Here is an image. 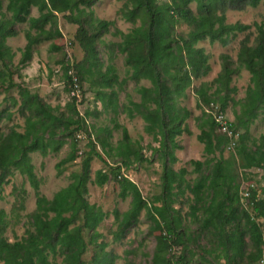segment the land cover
Instances as JSON below:
<instances>
[{
    "label": "trees",
    "instance_id": "1",
    "mask_svg": "<svg viewBox=\"0 0 264 264\" xmlns=\"http://www.w3.org/2000/svg\"><path fill=\"white\" fill-rule=\"evenodd\" d=\"M98 1L9 0L4 11L0 0V65L3 67L0 95L1 86L7 85L6 90L16 86L14 73L3 71L17 54L6 43L7 38L18 34L15 25L30 24L26 31L27 44L19 50V63L26 66L33 57L35 44L59 35L58 14L65 13L71 23L78 25L75 40L84 51L79 63L72 65L65 60L66 90L70 92L69 85L74 83V77L81 88L84 80L91 82L96 99L102 104V111L97 109L82 114L77 107L80 102L73 98L67 104L69 113L59 114V107L47 103L37 92L22 88L18 111L25 119L24 130L13 126L4 132L1 122L12 119L13 113L7 107L2 108L0 101V200L4 197V185L16 170L27 176L33 185L37 204L31 228L14 241L5 236L9 222L6 211L0 208V264H116L120 255L107 250V241L99 242L103 234L98 227L107 212L88 198L90 182L103 186L112 180L118 183L122 199L131 197L126 211H114L117 221L114 240H122L145 211V219L150 222L147 235L155 241L153 250L143 254L145 264H258L264 256V197H258L259 184L255 185L254 177L259 173L255 169H264V141L250 145V137L239 135L236 138L235 135L241 129L248 130L264 111V22H255L259 32L257 43L251 45L249 39L243 40L238 54L241 66L251 74V83L245 98L234 102L241 107L239 112L235 111L237 121H228L234 131L233 137L222 131L208 109L219 105L221 111L226 112L229 101L234 99L231 93L236 88L231 84L239 67H234L231 56L224 54L222 70L213 82L195 86L194 81L212 70L210 56L198 46L200 41L209 39L211 43L220 42L226 46L238 33L251 28L242 22H227L226 10L257 7L264 0H171L162 3L124 0L121 14L133 27L128 32L117 30L115 35H120L122 40L110 43L102 37L109 33L113 21L93 17L91 8ZM192 1L197 2L196 12L189 6ZM33 7L40 12L39 16H31ZM6 12H11L10 18ZM180 21L187 23L190 29L176 36L173 31ZM101 44L108 47L111 62L116 51L125 55V64L130 68L126 78L120 79L113 63L105 67L99 49ZM54 49L62 47L54 45ZM143 79L149 80L151 86L138 88L140 101L121 103L119 89L128 80L139 84ZM190 88L196 94L198 106L203 107L202 115L197 117L201 129L198 139L210 155L204 161H191L194 172L199 173L193 182L186 178L187 169L176 170L173 166L177 161L175 151L182 147L177 137L191 132L187 119L192 111L181 103ZM100 112L114 113L111 121L116 128L123 129V138L117 146L110 141L112 129L109 125L95 128L88 122L91 115ZM121 113L129 118L141 116L146 122V132L159 142L154 151L160 154L163 164L162 192L151 199L146 198L138 184L122 171V166L128 168L148 159L138 143L134 145L128 128L118 122ZM83 133L89 138V151H80ZM93 135L105 148L104 154L97 149ZM235 138L232 151L236 156L224 158L225 149ZM262 138L264 140V136ZM67 143L71 149L56 164L58 173L62 174L69 164L78 160L81 167L71 173L72 181L67 186L48 198L40 191L31 153L48 156L60 152ZM217 152L219 157L215 155ZM95 157L102 159L106 168L97 170L92 180L91 166ZM106 157L115 159L114 164ZM236 167L241 169L242 177L234 170ZM242 179L249 181L245 188ZM262 181L264 184V178ZM188 191L191 195L181 199ZM243 191L249 192L244 198L247 205L243 203ZM176 204H188L189 211L184 214ZM90 248L92 253L86 258ZM126 252L128 258L133 251ZM196 255L200 258L195 260ZM222 259L225 263H221ZM128 264L133 263L129 260Z\"/></svg>",
    "mask_w": 264,
    "mask_h": 264
},
{
    "label": "rangeland",
    "instance_id": "2",
    "mask_svg": "<svg viewBox=\"0 0 264 264\" xmlns=\"http://www.w3.org/2000/svg\"><path fill=\"white\" fill-rule=\"evenodd\" d=\"M3 10L9 3V0H2ZM124 0H99L95 5L92 6V11L94 13L93 17L96 19H103L108 21H113V24L109 27V33L104 34L102 37L106 43L118 42L122 38L120 35H115L117 30H122L128 32L133 24L126 21L121 14V9L123 7ZM193 11H197V2L192 1L189 4ZM7 17H11V12H6ZM227 22L236 23L242 22L251 25V28L242 33H238L237 37L228 45L224 46L220 42L211 43L209 39L200 41L198 46L203 47L210 56L209 61L212 66L211 72L198 80L194 81V85H199L202 82H213L222 70V56L228 54L234 61L233 66L239 67L238 71L233 75L232 87L236 88V91L231 93L234 98L229 101V106L226 110V116L230 121H237V116L235 111L240 110V103L234 105V102H238L245 98L248 86L251 83V74L243 66H241L238 60V54L241 48V43L245 39H249V44L255 45L257 43V36L259 34L255 22H264V3H261L257 7H247L244 10H235L228 8L226 10ZM40 12L36 7L31 9V16H39ZM139 22V21H138ZM49 27V25L47 26ZM57 27L59 28V35L52 40H44L39 44L33 46L34 52L33 57L29 60L26 66H21L19 63L21 58L20 49H23L27 44L26 31L30 28L29 22L17 23L15 28L18 31L16 36L7 38V45L16 51V56L14 57L12 63H10L3 71L6 73L10 70L14 73V86L12 89H7L6 86H1L0 101L3 103L2 108H8L10 112L13 113V117L10 120L4 119L1 122V128L4 132L9 131L10 127L17 126L18 130L23 131L25 126L24 116L18 111L21 96L20 89L28 88L32 92H37L47 103L51 104L53 107H59L58 113L62 112L68 114L69 110L67 104L71 102L73 98L77 99L79 104L78 109L81 113H86L87 111H102V104L96 99V93L94 86L91 82L84 80L82 83L83 88L80 89L79 97L71 95V90L68 92L66 88L68 87L67 82H65L63 72L65 60L70 62L72 65L79 63L84 58V51L81 46L76 42L75 35L78 31V25L71 23L65 13H59L57 18ZM190 26L180 21L177 23L173 33L176 36L185 34L189 31ZM54 45H59L62 47L61 50H55ZM103 60L105 61V67L108 64L113 63L116 67L117 73L120 79L127 77V70L130 69L129 66L125 64V55L116 51V57L111 62L109 59V49L106 44H101L99 46ZM104 67V69H105ZM3 68L0 65V71ZM7 84V83H6ZM17 85H20L18 87ZM150 87L151 82L149 80L143 79L137 84L133 80H128L127 84L124 85L121 90L119 89V98L121 103H128L129 100L140 101L141 93L138 91L140 86ZM216 86V85H215ZM214 88L211 90L213 91ZM71 85H69V88ZM15 102H17L15 104ZM182 105H186L191 111V116L187 119L188 127L190 133L184 132L177 137V141L182 146L176 149L175 154L177 156V161L173 164L176 170L185 168L189 171L186 178L193 182L198 177L199 173L194 172V165L191 163L192 160H206L210 155H207L204 147L205 145L199 141L198 135L201 132L199 127V122L197 117L202 115L203 107H199L197 104V97L193 88L188 90V96L181 100ZM114 117L112 112H100L98 115H91L88 118V122L94 125L95 128L104 127L109 125L112 129L110 141L114 146H117L123 138V129L116 128L115 123L111 121ZM118 122L124 127H127L129 134L131 136L134 145L138 143V147L142 148L144 156L148 159L142 163H134L131 167L122 166V171L131 180L135 181L139 188L141 189L143 195L151 199L153 196L160 194L162 192V168L163 164L160 159V154L154 151V148L159 147V142L154 139L153 134L146 132L145 126L146 122L141 116L136 115L135 118H129L126 113H121L118 116ZM87 134L83 133L80 142V151H89V138ZM240 136L250 137L248 142L251 145L252 142L257 144L262 143L264 136V111H261L258 118L250 125L248 130L241 129L238 132ZM93 139L98 143L97 149L104 154L105 148L100 144L99 140L93 135ZM70 144L67 143L58 153H51L48 156H43L39 152L31 153L32 162L35 166V172L40 180V191L46 195L48 198H52L56 191L62 187L67 186L71 181V173L73 171L79 170L81 167L80 160L76 163H71L66 167V170L62 174L58 173L56 164L70 151ZM219 157V153L215 154ZM236 156L232 150L228 148L224 151V158H229ZM107 158V157H106ZM109 162L114 164L115 159L107 158ZM106 163L95 157L92 161L91 166V177L92 180L95 178L96 171L99 169H105ZM239 173L242 177V171L240 168H234V170ZM258 174L254 177L257 181L255 185L259 184L258 197H264V169L260 168ZM235 171V172H236ZM9 182L4 185L3 199L0 200V208L4 209L7 213L8 226L5 230V236L10 240L14 241L20 239L22 236L26 235L27 230L31 228L30 222L32 219V214L36 210V194L35 189L27 176L22 175L19 171L14 172V174L9 178ZM249 181L243 180V187L247 185ZM89 200L91 203H96L101 206L104 211L107 212V216L104 221L98 227V230L103 234L99 239V242L105 240L109 243L107 246L108 251H113L120 255L116 260V264H128L131 260L133 264H145L143 254L147 251H152L155 245L153 237H148V229L150 227V222L146 221V212L143 211L140 220L120 241L114 240L113 232L117 230V221L114 214L115 210L119 212H124L130 207L131 197L122 199L119 196L120 187L117 182L110 181L103 186H99L94 182L89 183ZM23 190L25 192H23ZM188 191L181 199H185L190 196ZM243 203L247 205L248 201L243 199ZM178 208H182L183 213L189 211L188 204L180 206V204L175 205ZM264 225V223H263ZM88 233V232H87ZM198 248H196L197 250ZM126 251H133L127 256ZM92 253V248L89 249L86 254V258H90ZM199 253V252H198ZM197 253V254H198ZM210 257V256H209ZM198 255L195 256V260ZM57 260H61L60 257ZM221 263H225V260H221ZM196 264V262H194Z\"/></svg>",
    "mask_w": 264,
    "mask_h": 264
},
{
    "label": "built area",
    "instance_id": "3",
    "mask_svg": "<svg viewBox=\"0 0 264 264\" xmlns=\"http://www.w3.org/2000/svg\"><path fill=\"white\" fill-rule=\"evenodd\" d=\"M159 2H165V1H169L171 2V0H158ZM81 87L80 84L78 82V79L76 77H74V83L71 84V95L75 96V97H79L80 96V91ZM210 112H212L215 117L216 120L218 121L221 129L223 132L228 133L231 137H233L234 135V131H232L229 127V122L230 120H228L226 113H224L223 111H221L219 105H216L213 109H208ZM239 135L238 133H236L235 137L237 138ZM236 138L230 143V145L227 147L229 150H232L236 144ZM261 170L260 168L255 169V171H259ZM242 196L243 199L247 196H249V192L248 191H243L242 192ZM258 264H264V256L263 258L260 260V262Z\"/></svg>",
    "mask_w": 264,
    "mask_h": 264
}]
</instances>
